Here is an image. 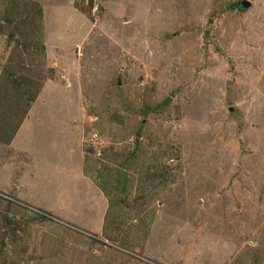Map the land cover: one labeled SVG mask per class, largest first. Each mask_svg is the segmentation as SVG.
<instances>
[{"label":"rangeland","instance_id":"obj_1","mask_svg":"<svg viewBox=\"0 0 264 264\" xmlns=\"http://www.w3.org/2000/svg\"><path fill=\"white\" fill-rule=\"evenodd\" d=\"M240 1L0 0V108L35 93L0 144V264H264V0ZM137 132L153 165L121 193Z\"/></svg>","mask_w":264,"mask_h":264},{"label":"trees","instance_id":"obj_2","mask_svg":"<svg viewBox=\"0 0 264 264\" xmlns=\"http://www.w3.org/2000/svg\"><path fill=\"white\" fill-rule=\"evenodd\" d=\"M77 7V6H76ZM234 7H236V5H230V8L234 9ZM80 9V8H79ZM238 11H242L241 9ZM7 24L9 25H13L12 24V20H6ZM26 22V19L24 20L23 23ZM29 22V23H28ZM28 22H26V24H19L17 27H20V29L18 30L20 32V40L21 41H26L27 39L31 38L36 40L37 39V34H36V27L34 26L33 22L31 20H28ZM11 39H15L14 35L11 33V35L9 36V40ZM6 74H10V72H8L7 70H5ZM12 83V81H10ZM17 82V79H15V81L13 83ZM30 83V81H29ZM19 82L16 83V86H18ZM3 85V78H0V91L1 89L4 90L6 88H2ZM29 85L28 83H24L22 84V86H18L17 87V93L16 95H13V98L8 99V102H10L11 104V109L8 108V110L10 109L11 111L14 110L16 107H18V109L13 112L14 115H11L10 117L7 116V114L0 108V144L2 145H8L10 144V142L12 141L17 129L20 126V123L23 121V119L26 117L27 114V110H28V103L30 101L26 100V97L29 98L30 100L33 98V96L35 95V93L28 91L29 90ZM4 95L5 92H3ZM27 93V95H26ZM17 101V102H16ZM18 101L21 103L19 104ZM22 102L24 103V105H22ZM18 105H14V104ZM140 138V133L137 132L134 135V143H133V147L127 151V154L123 156L122 158V162L121 163H117L115 164V175H114V171H111V168H109V165L107 163V161L105 160V156L107 154L103 152L102 156H101V163L105 164L101 170V174L105 172H109L111 171L113 173L112 178H110L108 180V184L111 188H113L116 191H121V193H125V191H127L128 189V183L130 182V180L128 179V174L133 171L136 172L138 174V172L143 171L148 173L149 170V165H153L151 163V158L146 157V155L144 154V152H146V149L143 147H139L138 144V139ZM166 149L163 151L164 155L166 154ZM138 159L140 161L139 164L137 163H132V160H136ZM98 162H94L93 161V165L97 166ZM127 164L130 168L129 169L127 167ZM138 170V171H137ZM149 170V171H148ZM22 174L17 173L15 177H18ZM1 195V194H0ZM1 197V196H0ZM13 202H16L14 200H12ZM24 204V203H21ZM27 206H29L26 203ZM44 211V210H43ZM42 213V212H41ZM44 214H47V211L43 212ZM111 217V216H109ZM8 223H10V219H7ZM68 227V226H65ZM72 228V227H71ZM104 230V229H103ZM74 232H78L79 231L77 229H74ZM106 232L104 233V235H106Z\"/></svg>","mask_w":264,"mask_h":264},{"label":"crops","instance_id":"obj_3","mask_svg":"<svg viewBox=\"0 0 264 264\" xmlns=\"http://www.w3.org/2000/svg\"><path fill=\"white\" fill-rule=\"evenodd\" d=\"M80 162L82 163V159H81ZM48 172L50 173L51 171L48 170ZM21 177H23V174L17 177V178H19L20 182L22 181V180H20ZM7 187H8V185L4 186L2 190H8ZM11 189H12V191L15 194L18 195V197H16L15 199L20 201V203H25V204L27 203L30 206L37 207L40 210H44V211L49 212L50 214H52L51 212L54 211V212H56L58 214V218H61L62 220L66 221V223L68 221V223H70V224H72V225H74V226H76L78 228H80L79 227L80 224L81 225L85 224V223H82V222L79 221V217L76 218L75 215L70 214L68 211L61 212L58 208L56 209L54 207H52V209L46 210V209H44L45 207L37 206L38 198L40 197V194H37L35 190H38V188L37 189L33 188V189H31L30 192H28V191H24L23 189H19L18 186H16V185H13V186H11ZM82 192L83 193L79 195L78 191L76 192L75 190H73L72 193H74L75 196H78V197L82 198V200L85 198L86 195H89V194H93L94 195V199H100L101 200L102 199L101 196L103 195L101 192L100 193L102 195H99L97 192H94V191H91V192L87 193V191L86 190L84 191V189L82 190ZM102 200H104V199H102ZM76 206H78V205L72 204V207L75 208ZM106 209H108V203H107L106 200H104V207L103 208H102V204L100 203V205H98L94 209L95 210L94 213H98L97 216H96V218H97L96 222L98 223V225L93 226V228H94L93 230L95 232H97V233L100 231V228H101L102 224H104V219H105V216H106ZM85 226H87V225L85 224ZM80 229H82V228H80Z\"/></svg>","mask_w":264,"mask_h":264},{"label":"water","instance_id":"obj_4","mask_svg":"<svg viewBox=\"0 0 264 264\" xmlns=\"http://www.w3.org/2000/svg\"><path fill=\"white\" fill-rule=\"evenodd\" d=\"M250 5L251 4H250V2L248 0H242V1H240V2L237 3L238 9H241V10H243V9H249L250 8ZM229 111L232 112L233 109L230 108Z\"/></svg>","mask_w":264,"mask_h":264},{"label":"clouds","instance_id":"obj_5","mask_svg":"<svg viewBox=\"0 0 264 264\" xmlns=\"http://www.w3.org/2000/svg\"><path fill=\"white\" fill-rule=\"evenodd\" d=\"M93 137H96V135H94ZM95 149H97L96 148V146H95ZM72 228H75L76 229V227H74V226H72ZM78 230V229H77ZM78 231H80V230H78ZM81 232V231H80ZM85 232H88V231H84L83 229H82V233H85ZM88 233H90V232H88Z\"/></svg>","mask_w":264,"mask_h":264},{"label":"flooded vegetation","instance_id":"obj_6","mask_svg":"<svg viewBox=\"0 0 264 264\" xmlns=\"http://www.w3.org/2000/svg\"><path fill=\"white\" fill-rule=\"evenodd\" d=\"M236 10H240V9H238V7H237V4H236V7H234Z\"/></svg>","mask_w":264,"mask_h":264}]
</instances>
